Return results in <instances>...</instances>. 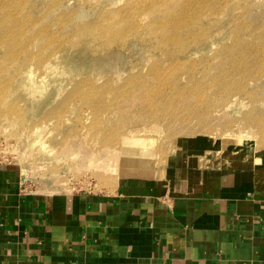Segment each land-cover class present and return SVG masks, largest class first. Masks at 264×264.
Segmentation results:
<instances>
[{"label": "rangeland", "instance_id": "1", "mask_svg": "<svg viewBox=\"0 0 264 264\" xmlns=\"http://www.w3.org/2000/svg\"><path fill=\"white\" fill-rule=\"evenodd\" d=\"M25 65L46 93L19 86ZM104 149L113 165L87 167ZM179 150L264 153V0L0 2V170L20 195L110 194Z\"/></svg>", "mask_w": 264, "mask_h": 264}, {"label": "crops", "instance_id": "2", "mask_svg": "<svg viewBox=\"0 0 264 264\" xmlns=\"http://www.w3.org/2000/svg\"><path fill=\"white\" fill-rule=\"evenodd\" d=\"M197 158L179 150L110 194L22 196L0 170V264H264V153Z\"/></svg>", "mask_w": 264, "mask_h": 264}, {"label": "bare ground", "instance_id": "3", "mask_svg": "<svg viewBox=\"0 0 264 264\" xmlns=\"http://www.w3.org/2000/svg\"><path fill=\"white\" fill-rule=\"evenodd\" d=\"M5 1L6 0H0L1 3H4ZM40 64L41 62L36 63L35 66L39 67ZM25 66L29 67L30 69H26L24 73L21 74V76L20 74H18L17 82L19 81L18 82L19 86L26 89L27 91L33 92V94H36V93L44 94V92L46 93V91L49 89V86L47 85V78L43 80L42 78L40 80L37 79L38 81H36V75L33 72L32 65H25ZM53 69H54V66L47 65L43 68V72L47 73L48 77L56 78L57 74H52ZM41 131L42 129H37L34 133V137L36 138L34 142L35 147L38 148L40 153L48 154L49 156L55 155L56 153L58 154V152H56L54 148L49 146L42 137H38ZM226 143L227 141L225 140L222 142V144L220 143L221 146L219 144L218 149H220V153L222 150H226L224 149V147L226 146ZM76 149L78 148L75 147L74 150ZM113 159H114V156L112 155V151L104 149L103 154H100V152L99 154H96V155L93 154L91 158H89V160L86 161V165L89 168L97 167V166L111 167L114 163Z\"/></svg>", "mask_w": 264, "mask_h": 264}]
</instances>
